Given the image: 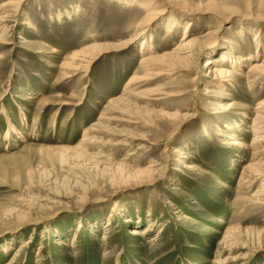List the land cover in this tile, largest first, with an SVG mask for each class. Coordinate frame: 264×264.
Wrapping results in <instances>:
<instances>
[{
	"label": "rangeland",
	"instance_id": "rangeland-1",
	"mask_svg": "<svg viewBox=\"0 0 264 264\" xmlns=\"http://www.w3.org/2000/svg\"><path fill=\"white\" fill-rule=\"evenodd\" d=\"M147 1L0 0V264H264V0H172L142 27ZM187 31L190 67L143 64Z\"/></svg>",
	"mask_w": 264,
	"mask_h": 264
},
{
	"label": "bare ground",
	"instance_id": "bare-ground-1",
	"mask_svg": "<svg viewBox=\"0 0 264 264\" xmlns=\"http://www.w3.org/2000/svg\"><path fill=\"white\" fill-rule=\"evenodd\" d=\"M171 3H172V0H149L147 1V3L144 4L145 8L147 7V12L143 20L140 22V26L146 27V26L151 25L152 22L157 21L161 16H163L164 14H166L167 12L171 10V7H172ZM180 7L185 8L181 5ZM10 13L11 12H7L5 15L0 14V42L2 43H11V39L8 38L10 36L9 30H8L9 27L6 24V22L8 21L7 20L8 17L12 16ZM27 24L29 27H32V28L34 27L32 23L30 22H28ZM188 33L189 32L187 31L183 39L180 40V42L176 45L175 48H173V50L166 52L162 55H154V56L145 57L143 59V64L146 66L160 65L163 67L164 73H168L170 75L176 73L179 70H182L184 66L190 67L197 53L203 49L202 48L203 41H202V37L190 36ZM134 38L135 37H132L131 39H129L127 41V44L131 43L134 40ZM104 47L105 46L95 45L92 47L85 48L82 51L76 52L75 54L71 56L70 59H67L65 61L64 66H69L74 69L78 68L79 66H86V64H88L97 54L103 51ZM202 68L206 70L205 76L208 81L212 79H220L224 81V80H227V78L230 77L232 73V70L230 69L220 70L217 67V63L215 59L213 58L207 59L205 61V64L202 66ZM248 74L249 75L247 76V78L249 80V83L252 85H256L259 80L264 78V56H262L260 60L254 62L250 66ZM120 100L121 99H114L112 100L111 103L115 104L119 102ZM263 105H264V102H263ZM101 119H105V118H101ZM254 125L255 127H258L259 131L260 130L264 131V116L257 117L254 121ZM174 151H177V150H174ZM182 158L189 159L190 156L183 154ZM260 165H264V163ZM153 166H149L150 168H148V170H144V169L139 170V174H142V175H138L137 173L138 176L135 177V181L138 183H142V184L155 183L157 181V177H154L151 174V172H154L156 170L154 168L152 169ZM193 167L194 165H191V164L187 166V168H193ZM146 174L148 175L144 176ZM178 213H180V211H177L176 214ZM146 229L147 228H145V230H140L139 228H135L130 233L132 235L139 236V235H143L144 233H146ZM105 238L106 236L104 237V239ZM24 247L26 246H23V248Z\"/></svg>",
	"mask_w": 264,
	"mask_h": 264
}]
</instances>
